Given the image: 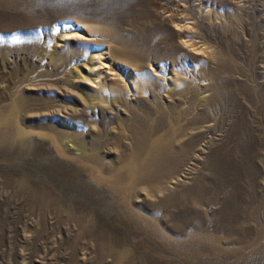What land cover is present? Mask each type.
<instances>
[{
    "label": "rangeland",
    "instance_id": "1",
    "mask_svg": "<svg viewBox=\"0 0 264 264\" xmlns=\"http://www.w3.org/2000/svg\"><path fill=\"white\" fill-rule=\"evenodd\" d=\"M178 17L233 71L215 83L229 87L212 116L199 88L212 80L199 69L217 63L182 52L170 25ZM73 19L183 75L146 99L131 94L121 101L129 112H82L93 50L64 43ZM118 118L134 143L107 135ZM199 118L197 144L174 149ZM63 123L95 127L100 154L133 157L134 174L67 154ZM0 264H264V0H0Z\"/></svg>",
    "mask_w": 264,
    "mask_h": 264
},
{
    "label": "bare ground",
    "instance_id": "2",
    "mask_svg": "<svg viewBox=\"0 0 264 264\" xmlns=\"http://www.w3.org/2000/svg\"><path fill=\"white\" fill-rule=\"evenodd\" d=\"M233 19L239 20L240 16L234 15L229 18V21L232 23ZM183 20L182 17L176 19L170 18L171 29L176 33L174 41L176 40L175 43L178 41V47L182 52H185L186 55L193 57V59L197 58L199 60L213 61L217 63L216 68L213 70H208L207 68L199 69V73L212 80V85L203 82V84H200L199 86L202 91H205L204 93H211L209 96L210 100L208 101L207 115L212 116L213 106L222 103L226 88L229 87V85L219 86L215 83L217 79H220L224 74L228 75L229 78L230 76L232 77L233 71L224 65L226 62L222 59L223 57L220 52L210 43L202 40L201 43L198 44L194 41L195 39H199L198 36H191V31L196 28L194 26L186 25ZM67 25L68 26L64 29L65 34L62 35V37L64 39L66 38L65 40L71 38V42L64 41V43H73L76 47L78 46L77 48H81L82 46L86 48L89 46L93 50L91 56L92 65L91 67L89 66L92 73L84 80V89L88 92V95L83 96L78 93L83 107L81 108L82 112H86L88 106L91 104H94L93 106L101 105L103 107L101 109L107 113H111L115 110L114 108H117L115 105H119L120 109L123 108V110L129 112V106H127L128 103H122L121 101L128 102L131 98V94L146 99L148 92H160L156 85L160 80H166L168 78L170 82H175L180 78V75H183V73L177 69V65L174 61H143L138 54L140 49L139 46L136 47V44L133 43H131L132 45L129 44L130 41H126L127 44L123 45L119 42L117 43L115 41V33L105 27H100L98 23L90 24L81 19H73L69 20ZM234 34L237 35L236 32ZM84 51L85 49H83V51L79 49V54ZM210 65L214 64L211 62ZM187 72L189 71L187 70ZM191 97H193V99L195 98V96ZM207 99L208 98L206 97L203 99L197 98L196 101H204L207 104ZM189 104H193L190 97ZM150 107L154 109L152 105H150ZM217 108H219V106ZM71 112L73 114L80 113L74 110ZM15 116L17 123L21 122V118L23 121L26 119L24 114H18L17 112L15 113ZM148 122L149 129L151 130L152 119ZM205 122L206 121H204L203 118L194 120L191 125L192 128L186 129L185 139L181 140V138H175L173 143L166 141L167 143L163 142L161 143V146L163 147V145H165L166 148V145L169 146L171 143L174 149L180 151L184 147H191L192 142L197 138L199 140V137L202 136L200 131ZM169 123L172 124L171 122ZM82 127L79 129L74 125L62 124V141L65 140L64 150L67 154H85L87 155V158H84L86 161L98 164L100 168L105 166L109 168L115 167V170L123 168L128 174H134V171L136 170V161L133 157L126 160L123 164L120 160L121 157H116L115 160H111L105 156V154H113V156L114 154H117L114 149L105 148L106 152L101 155L100 149L104 147L106 142L104 136L100 135L98 137L93 134L95 127ZM105 130L107 131V135L112 136L113 138L117 137V132L119 134L118 138L120 139H130L132 143L136 141L133 133L134 128L129 126L122 118H118V121L115 124H109ZM20 131L23 132L24 128H20ZM149 137V149L151 151H158V149H160L159 141L154 139L153 134ZM196 142H194V144ZM201 153L203 154V151H201ZM199 156L200 155L198 154L197 158ZM179 185L183 184L179 183ZM184 192L187 191L185 190L182 193ZM161 201H168L165 194Z\"/></svg>",
    "mask_w": 264,
    "mask_h": 264
}]
</instances>
